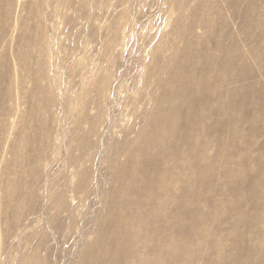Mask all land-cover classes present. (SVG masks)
Wrapping results in <instances>:
<instances>
[{
  "label": "rangeland",
  "instance_id": "obj_1",
  "mask_svg": "<svg viewBox=\"0 0 264 264\" xmlns=\"http://www.w3.org/2000/svg\"><path fill=\"white\" fill-rule=\"evenodd\" d=\"M263 103L264 0H0V264H264Z\"/></svg>",
  "mask_w": 264,
  "mask_h": 264
},
{
  "label": "bare ground",
  "instance_id": "obj_2",
  "mask_svg": "<svg viewBox=\"0 0 264 264\" xmlns=\"http://www.w3.org/2000/svg\"><path fill=\"white\" fill-rule=\"evenodd\" d=\"M183 55H185L186 57H185V59H186V64L185 65H187L186 67H185V69H187V67H188V63L190 62V60H191V56L187 53V52H181ZM189 57V58H188ZM175 64H176V62L175 61H173ZM184 72H186V71H184ZM191 72V68L189 69V73ZM193 72V71H192ZM206 73V72H205ZM207 73H208V70H207ZM186 74V73H185ZM184 74H179L178 76H176V79L174 78V81H176V82H178L179 83V81L181 80V79H183V78H186L188 75H186V76H183ZM193 75H194V73H193ZM205 76V75H204ZM195 82V81H194ZM207 82V81H206ZM177 84V83H176ZM196 86H197V84H195ZM194 99V98H193ZM206 98L204 97V99H197V98H195L191 103L192 104H196V105H198V106H204L205 104H206ZM243 103V100L242 101H240V102H237V101H231V100H229L228 99V101L226 100L225 102L224 101H222L221 103H220V109L222 110V111H224L225 113L226 112H229V113H233V114H236L237 112H239L241 109H242V107H243V105H242V107H241V104ZM264 104V103H263ZM259 108V107H258ZM167 110V109H166ZM171 110V109H170ZM226 110V111H225ZM166 112V111H165ZM164 112V114L162 115V119H164V118H166V117H168V118H173L174 116H176L175 115V113L174 112H167V113H165ZM242 118V117H241ZM199 120V119H198ZM172 124H170L169 123V121L168 122H164V123H162V124H158L157 123V126L155 127V129H154V137H155V139L156 138H164L165 136H167V133H168V131L169 130H171L172 129ZM150 141H152V140H154L153 138H151V139H149ZM160 141V140H159ZM159 141H158V143H159ZM156 143H157V141H156ZM251 220V219H250ZM249 220V221H250ZM252 221V220H251Z\"/></svg>",
  "mask_w": 264,
  "mask_h": 264
}]
</instances>
